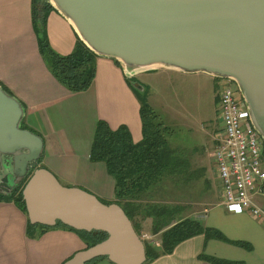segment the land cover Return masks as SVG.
Listing matches in <instances>:
<instances>
[{"label":"water","instance_id":"95a60500","mask_svg":"<svg viewBox=\"0 0 264 264\" xmlns=\"http://www.w3.org/2000/svg\"><path fill=\"white\" fill-rule=\"evenodd\" d=\"M97 56L116 61L127 77L159 68L231 79L264 147V0H47ZM24 107L0 85V194L22 188L31 224L57 222L106 233L63 264L105 257L143 264L144 243L120 205L65 186L36 167L43 140L22 128Z\"/></svg>","mask_w":264,"mask_h":264},{"label":"crops","instance_id":"0c3cea01","mask_svg":"<svg viewBox=\"0 0 264 264\" xmlns=\"http://www.w3.org/2000/svg\"><path fill=\"white\" fill-rule=\"evenodd\" d=\"M38 18L33 21L32 0H0V85L24 107L23 125L43 140V153L36 167L48 169L65 186L80 187L114 201V180L104 163L89 160L96 121L103 119L112 129L124 124L133 141H139V101L127 78L136 80L132 84L148 95L154 88L152 74L164 82L185 73L159 68L127 77L113 59L98 56L91 86L72 92L47 68L39 39L44 35L50 47L64 55L72 51L77 35L70 22L54 8L45 11L42 25ZM141 74L144 80L139 79ZM147 100L150 104V96ZM220 134L221 123H217L210 157L214 173L213 152ZM254 199L264 209V193L255 194ZM197 219L204 226L220 230L229 240L248 243L249 248L215 239L205 242L199 234L179 243L170 254L146 264H211L199 259L200 253L243 264H264V225L258 219L248 213L229 212L221 205V199L204 208ZM150 224L151 219L146 218L141 227L151 233ZM26 227L27 215L16 203L0 200V264H63L86 247L75 232L55 228L32 238ZM92 264L111 263L103 259Z\"/></svg>","mask_w":264,"mask_h":264},{"label":"trees","instance_id":"16d2710c","mask_svg":"<svg viewBox=\"0 0 264 264\" xmlns=\"http://www.w3.org/2000/svg\"><path fill=\"white\" fill-rule=\"evenodd\" d=\"M51 8L47 0H32L33 21H38L40 17L39 23L42 25L45 11ZM39 50L49 71L68 90L80 92L91 86L95 78V59L98 56L78 37L68 54L55 52L44 35L39 39ZM115 63L118 65L116 61ZM135 81L127 78L139 101L141 139L134 142L129 129L124 124L112 129L105 120L98 119L89 150V160L103 162L107 173L114 180L115 200L102 201L103 203L115 202L120 205L138 235L142 221L146 218L151 219L150 231L153 235H159V245L153 246L144 242L146 259L143 264L150 263L161 255L170 254L179 243L199 234L203 235L205 242L215 239L249 248L248 243L229 240L220 230L204 226L195 217H181L180 205L155 198L159 193L157 191L159 183L165 175L175 171L180 161L176 157L175 149L169 145L167 139L169 128L162 124L158 114L149 104L146 90L138 89L132 84ZM3 89L11 94L5 87ZM22 128L27 129L23 122ZM31 172L32 170L9 195L0 194V200H13L26 215L22 188ZM55 228L77 233L86 247L106 238V233L102 231L77 230L60 222L54 226L31 224L27 219L26 232L32 238H39L44 232ZM198 258L211 264H243L205 253H200ZM103 259L107 260L105 257H99L87 264Z\"/></svg>","mask_w":264,"mask_h":264},{"label":"rangeland","instance_id":"374dc122","mask_svg":"<svg viewBox=\"0 0 264 264\" xmlns=\"http://www.w3.org/2000/svg\"><path fill=\"white\" fill-rule=\"evenodd\" d=\"M181 75L163 82V78L152 74L154 88L147 95L162 124L169 128L167 139L180 161L175 171L165 175L159 183L155 198L180 205L181 217L199 218L204 208H210L221 199L219 180L210 157L216 125L221 123L217 95L226 79L213 78L203 72ZM138 77L145 79L142 74ZM232 85L235 97H240L236 84L232 82ZM141 232L148 231L141 228ZM155 238L159 242V235Z\"/></svg>","mask_w":264,"mask_h":264},{"label":"built area","instance_id":"2783aa9c","mask_svg":"<svg viewBox=\"0 0 264 264\" xmlns=\"http://www.w3.org/2000/svg\"><path fill=\"white\" fill-rule=\"evenodd\" d=\"M232 82L226 79L217 95L221 134L213 156L221 205L232 213H248L264 225V209L254 199L255 194L264 193L263 141L241 96L235 97ZM139 237L143 243L159 245L149 232H141Z\"/></svg>","mask_w":264,"mask_h":264},{"label":"flooded vegetation","instance_id":"af4514ba","mask_svg":"<svg viewBox=\"0 0 264 264\" xmlns=\"http://www.w3.org/2000/svg\"><path fill=\"white\" fill-rule=\"evenodd\" d=\"M263 156H264V147H263Z\"/></svg>","mask_w":264,"mask_h":264}]
</instances>
